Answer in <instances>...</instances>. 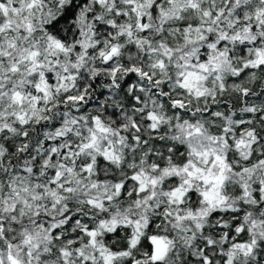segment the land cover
I'll return each mask as SVG.
<instances>
[{"label": "clouds", "instance_id": "obj_1", "mask_svg": "<svg viewBox=\"0 0 264 264\" xmlns=\"http://www.w3.org/2000/svg\"><path fill=\"white\" fill-rule=\"evenodd\" d=\"M0 264H264V0H0Z\"/></svg>", "mask_w": 264, "mask_h": 264}]
</instances>
